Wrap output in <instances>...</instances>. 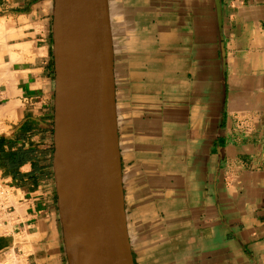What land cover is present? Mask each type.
<instances>
[{"label":"crops","instance_id":"0c3cea01","mask_svg":"<svg viewBox=\"0 0 264 264\" xmlns=\"http://www.w3.org/2000/svg\"><path fill=\"white\" fill-rule=\"evenodd\" d=\"M106 3L133 264H264V0ZM52 9L0 0V186L12 198L0 257L12 264H67Z\"/></svg>","mask_w":264,"mask_h":264},{"label":"water","instance_id":"95a60500","mask_svg":"<svg viewBox=\"0 0 264 264\" xmlns=\"http://www.w3.org/2000/svg\"><path fill=\"white\" fill-rule=\"evenodd\" d=\"M53 155L67 264H133L106 0H53Z\"/></svg>","mask_w":264,"mask_h":264},{"label":"built area","instance_id":"2783aa9c","mask_svg":"<svg viewBox=\"0 0 264 264\" xmlns=\"http://www.w3.org/2000/svg\"><path fill=\"white\" fill-rule=\"evenodd\" d=\"M10 202L9 192L0 186V204L8 205Z\"/></svg>","mask_w":264,"mask_h":264},{"label":"rangeland","instance_id":"374dc122","mask_svg":"<svg viewBox=\"0 0 264 264\" xmlns=\"http://www.w3.org/2000/svg\"><path fill=\"white\" fill-rule=\"evenodd\" d=\"M2 117V115L0 114V118ZM3 132V129H1L0 128V133H2ZM9 197H10V200L12 199L11 198V195L9 194ZM13 201V200H12ZM13 258L10 256V255H2L1 257H0V264H12L13 262L12 261H14V259L12 260Z\"/></svg>","mask_w":264,"mask_h":264},{"label":"bare ground","instance_id":"6f19581e","mask_svg":"<svg viewBox=\"0 0 264 264\" xmlns=\"http://www.w3.org/2000/svg\"><path fill=\"white\" fill-rule=\"evenodd\" d=\"M17 93V92H16ZM10 104V103H9ZM12 105H14L13 103H12ZM12 105H9V111H7V112H11V110H12V108H11V110H10V107H13ZM5 106V105H4ZM6 108H3V107H1V109L3 108L4 109V111L5 110H8V106H5ZM3 113V112H2ZM13 113V112H12ZM10 203V202H9ZM12 204V203H11ZM2 208V207H1ZM4 208V207H3ZM6 209V208H5ZM7 225V224H6ZM2 234V233H1ZM4 234V233H3ZM14 258V257H13ZM13 260V259H12ZM15 261V260H14ZM18 261V260H17ZM13 262V261H12ZM19 263V262H18ZM21 263V262H20ZM8 264V263H7Z\"/></svg>","mask_w":264,"mask_h":264}]
</instances>
